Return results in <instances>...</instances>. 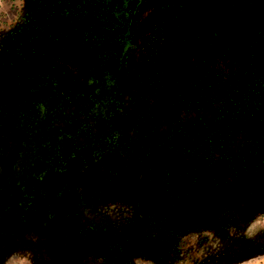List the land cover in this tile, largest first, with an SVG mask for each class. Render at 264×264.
<instances>
[{"label":"rangeland","instance_id":"obj_1","mask_svg":"<svg viewBox=\"0 0 264 264\" xmlns=\"http://www.w3.org/2000/svg\"><path fill=\"white\" fill-rule=\"evenodd\" d=\"M255 39L264 0H0V264H264Z\"/></svg>","mask_w":264,"mask_h":264},{"label":"flooded vegetation","instance_id":"obj_2","mask_svg":"<svg viewBox=\"0 0 264 264\" xmlns=\"http://www.w3.org/2000/svg\"><path fill=\"white\" fill-rule=\"evenodd\" d=\"M230 42L226 43L230 48H233V49L236 48L237 50H240L238 52H243L241 45L235 43L236 45L234 44V46H233ZM233 42H235V40ZM251 42L252 43L250 44V47H255V49H256L255 54H253V57H254V59H253L254 66H256V63L257 62H260V65L258 66V68H255L254 69V73H252L253 75H251V76L254 77V79L256 81L255 83L257 84V86L259 85L261 87L260 90H263V92H261L259 90L257 91V90L254 89L255 91H253V93L257 94V96H258L255 99L256 101L253 100V102H251L250 105H249V103L247 105L248 98H246V100L244 99V101H246V102H240L239 103L240 104L239 106L240 107L242 106L241 109H243V107H245L243 111H240L239 110L238 114L236 115V119L237 118H240V119L238 120L239 123L237 122L238 123V129H235L237 131L234 132L235 133L234 135L237 137V139H240V141H245V140H248V139L254 141L253 137L252 138H248V135L250 134L249 131L250 132L253 131V129H254V126L253 125H254V122H255V120L252 121L250 119V116L251 115H256V114H257L256 116H258V113L257 112L260 111L259 110V106H260L261 102L264 101V41L263 40L260 41L259 39H255L254 41H251ZM243 43L245 44V42H243ZM211 50H212L211 47L208 48V49H203V51L205 53H207V52H209ZM249 52H251V51H249ZM256 54H259V55H256ZM33 65H36L37 67H40L41 68L42 65H43V60L39 59L38 61L34 62ZM33 68L34 67H30L29 68L31 71H33L32 73H34L36 71L35 70L36 68H34V69ZM93 82H95V79H93ZM246 92L251 93L252 90H250V88H249V89H247ZM258 101H260V102H258ZM252 106H253V109L250 110V108ZM94 119H93V121H94ZM259 119H262V118H259ZM84 129H89V126L87 128H84ZM179 129H181V128H179ZM260 130H263L264 131V129H260ZM227 133L230 134V132H227ZM242 135L245 137V140H241L242 139L241 138ZM231 140H233V139L231 138ZM255 178H259V177L255 175ZM259 181H262V183H260V182L253 183L251 186H253V187L255 186L256 189L264 190V179H260ZM243 187H245V189H246L248 187V185L245 186V184H243ZM236 189L239 190V191L242 190V189H238L236 187L234 190L233 189L230 190L227 194H225V195H223L221 197L220 196H216L215 197V200H222V199H224L226 201V200L230 199L236 193ZM245 189H243L242 192L243 191H246ZM22 196L24 198H26L27 195H26V193H23ZM24 200L25 199H23L22 201H20V203H23Z\"/></svg>","mask_w":264,"mask_h":264}]
</instances>
